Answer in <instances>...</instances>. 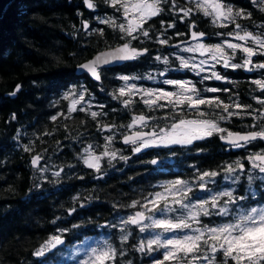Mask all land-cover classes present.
Segmentation results:
<instances>
[{"label": "trees", "instance_id": "trees-1", "mask_svg": "<svg viewBox=\"0 0 264 264\" xmlns=\"http://www.w3.org/2000/svg\"><path fill=\"white\" fill-rule=\"evenodd\" d=\"M96 10L83 8L81 0H14L7 8L0 24V264H43L55 261L52 253L42 257L33 253L57 229H69L64 234L66 244L87 235L99 233L98 226L105 222L115 225L118 220L131 212L129 207L134 200L143 202L150 197L159 182L174 178L194 181L202 171H217L212 185L219 186L222 168L235 157H244L264 149V141L256 140L243 148L222 145L217 135L198 140L191 145H171L169 147H151L139 153L133 152L132 144H122L120 136L128 131V124L134 115L143 113L154 117L144 128H160L173 120L172 109H149L139 96L135 103L125 107L124 98L114 99L113 93L121 87V74H135L145 83L149 79L146 72L163 66L153 58V50L162 45L153 42L157 33H163L165 39L177 40L184 37L189 26L195 22L202 28L208 17L195 11L190 0H176L177 7H189L194 11L190 17L181 21L179 13L172 9L171 0L162 5L164 11L152 18L148 24L150 38L140 36L132 41L135 46L146 47L149 52L134 61L127 62L125 71L112 68L102 69V79L91 80L87 74H76V65L91 56L96 50L114 45L121 39L122 33L100 20L112 17L118 23L119 12L96 0ZM234 9L242 8V0H224ZM94 14L100 19H96ZM89 21L87 31L82 29L81 19ZM243 18H237L241 21ZM161 21L164 26H161ZM175 23L174 28H167ZM103 29L104 34L92 32ZM89 32L92 34L89 35ZM218 34L228 32L225 29L209 30ZM181 33V35H177ZM171 58V57H169ZM159 78V77H158ZM19 82L20 91L10 97L5 94ZM72 87L87 89L85 97L92 104H79L76 111L69 114L70 99L65 94ZM232 99L251 105V110H260L251 100L254 97L246 90L240 77L231 81ZM247 98V100H245ZM102 106V107H101ZM264 106V105H263ZM85 109L81 111L80 109ZM235 111V109H232ZM91 111L104 113L93 119ZM186 116L195 114L184 109ZM209 114L215 113L207 108ZM13 115L15 118L13 119ZM56 116V120L52 117ZM264 124V119L254 121L252 116H234L221 121L228 130H249L253 124ZM116 125L109 130L102 125ZM113 136L110 150H118L117 158L108 162V157L100 161V171L87 167L83 162L84 149L92 146V151L102 153L106 137ZM25 146L31 151H25ZM39 154L42 159L38 166L32 165L33 156ZM120 155L128 159H120ZM154 158L158 164H151ZM244 165L246 162H243ZM39 169H46L41 172ZM62 169V171H61ZM60 172V176L53 175ZM237 196L247 195L243 205L264 201V185L256 179L251 185L255 196L248 191V182L242 177L234 185ZM78 197V199H74ZM137 205L136 208H138ZM232 207V206H231ZM76 211L69 214V210ZM59 218V219H57ZM228 216H201V223L213 225ZM55 221V223H53ZM73 225H80L73 228ZM106 231V228H104ZM106 240L118 251L116 264H151L153 252L138 251V245L144 240L143 234L132 225L126 243H121L116 227H111ZM124 255L120 256L119 251ZM155 257L160 256V251ZM218 257V256H217Z\"/></svg>", "mask_w": 264, "mask_h": 264}, {"label": "snow or ice", "instance_id": "snow-or-ice-1", "mask_svg": "<svg viewBox=\"0 0 264 264\" xmlns=\"http://www.w3.org/2000/svg\"><path fill=\"white\" fill-rule=\"evenodd\" d=\"M103 2L118 11L122 10L124 23H117L112 17H107L100 20V23L109 25L113 29H118L122 33L121 39H126V42L117 46L114 49L103 52L95 56L93 59L85 61L77 66V69L83 73L90 75L94 80L100 81L102 79V68L104 65L111 64L114 61L135 60L149 52L148 48H137L132 45V41L138 40L140 36L150 38L149 28L145 25L164 11L163 4L168 3V0H103ZM83 3L89 10H96L98 4L96 0H83ZM172 9L182 13L180 20L190 17L194 11L189 7H177L176 0H171ZM260 10L264 11V0L260 4ZM195 11L202 12L204 16L211 17L213 24L220 27H227L228 24H234L237 31L228 33L236 40L243 43H234L225 40L222 43L208 45L202 42V38L206 33L201 31H191L190 38L196 43L189 45L184 50L187 52L200 53L207 55V59L199 61V63H192L190 59L179 57L180 66L182 68H191L194 71L203 73L208 71L210 74L203 77L204 80L215 79L217 81L227 80L226 76H222L213 69L216 64H222L225 68L233 70L243 68L249 72L254 69H264V62L253 63V57L260 55L264 56V34H254L247 29L242 28L241 24L236 23L237 18L248 19L251 13H245L243 9H234L231 4H227L224 0H195ZM96 19H100L96 17ZM161 26L164 22L161 21ZM82 27L87 31L90 27L89 21L84 20ZM175 23H169L167 28H174ZM190 29H195L196 25L193 22ZM99 32L103 35V29H92V32ZM92 33L89 32V35ZM181 35V33H177ZM219 35V34H218ZM163 33L157 36V42L161 45L169 43L168 39H161ZM251 41L253 46H248ZM230 50V51H229ZM237 51L244 53L242 63L233 62ZM156 60L162 61L165 65L169 63L167 56H156ZM212 64L211 69H206V64ZM165 68L164 72H167ZM164 75V73H161ZM140 77L122 75L118 79L124 81V86L120 87L113 93L114 99L124 98L122 103L125 107L135 103L134 96H139L143 104L149 109L168 108L172 109L173 122L165 128H153L150 132L132 131L130 134L123 136L125 144L135 145L134 153H139L143 149L151 147H169L171 145L187 146L193 144L198 140H204L219 135V138L226 141L234 148H243L245 145L256 140L264 141V124H253L254 128L258 130L248 132H232L220 126V121L230 120L234 116L249 115L253 117L254 121L264 119V109L251 110V105L242 104L238 102V97L232 99L231 102L225 103L219 96H202L200 89L189 80H175L165 79L164 84L172 85L176 88L175 91H166L163 88H138L136 84L129 83V81L139 79ZM147 79H154L149 75ZM253 83L264 92V79L254 80ZM21 85L17 84L16 89L11 93L15 95L20 91ZM205 92L216 93L221 91L218 88H205ZM229 91V89H223ZM87 89L81 90L77 93L75 87H72L68 93L65 94V99H71L69 106V114L76 111V105L84 99ZM78 99H74L77 97ZM256 101L264 105V99L261 97H254ZM201 106H208L210 109H220V113L209 114L202 111ZM102 107V106H101ZM195 114V118H184V109ZM232 109H235L233 111ZM81 111L85 109L81 108ZM98 113L91 111L90 115L96 119ZM15 115H13V119ZM57 117L53 116L52 120ZM154 119L143 113L134 115L130 124L127 125L129 129L137 126L141 128L148 126V121ZM102 129L111 130L116 125H102ZM104 151L97 155L92 151V146L84 149L83 156L84 164L100 171V161L103 157H108V162L117 158L118 150H110V145L114 139L113 136H107ZM32 149L25 146V151ZM120 159H128L120 155ZM42 156L37 154L32 158V165L38 166ZM246 160L251 164L252 169L258 170L259 173L264 174V149L249 154ZM151 164H158L159 161L153 159ZM245 169L244 163L236 160L231 164H227L222 168L225 180H231L233 185L239 183L242 173ZM41 172L46 169H39ZM62 171V169H61ZM53 175L59 177L60 172H55ZM217 171H204L198 173L196 180L199 183L196 185L200 190L209 193L208 198L198 199L196 202H191L190 194L193 192V186L187 180L175 179L166 181L161 184V191L150 194V197H144L143 202L134 200L129 207L136 208L139 205L140 210L128 215L125 219L120 221V230L122 235L120 237L121 243H126L131 235L126 231L129 225L138 227L141 233L152 231L155 233L150 239L141 240L138 245V251L153 252L164 249L162 259L156 260L154 264H197L203 260L207 264H216V255L222 253V264H229V260L233 264H264V205L252 206L246 210L241 207L239 212L235 214L232 221L219 224L216 226H209L201 223V216H211L213 214L219 216H228L231 211V206L238 205L239 202L248 199L247 195L237 196L235 188H226L220 191H213L208 187L210 183H215L214 178L219 176ZM256 179L264 180V176L256 177L249 172L247 176L248 191L255 196L251 185ZM74 199H78L75 197ZM178 206L182 213L175 218H172L169 213L177 211ZM76 209H70L69 214L75 212ZM159 214V215H157ZM59 219V218H57ZM55 223V221H53ZM115 227V225H110ZM73 228H78L80 225H73ZM189 230L190 234L182 236L173 235L170 238H164L165 233H176L177 231ZM69 229H57V233L51 235L33 254L36 257H42L52 249L57 248L65 243L64 234ZM83 251L85 258L79 261L78 264H116L118 255L117 249L105 240L102 244L95 247H84L80 249ZM203 253V255H200ZM211 254V255H209ZM119 255L123 256V250L119 251Z\"/></svg>", "mask_w": 264, "mask_h": 264}, {"label": "flooded vegetation", "instance_id": "flooded-vegetation-1", "mask_svg": "<svg viewBox=\"0 0 264 264\" xmlns=\"http://www.w3.org/2000/svg\"><path fill=\"white\" fill-rule=\"evenodd\" d=\"M261 2H262V0H242V8L241 9H243L246 14L251 13V17L248 19L243 18V20H241L239 22L236 21V23L241 24L242 28L247 29L248 31H251L254 34H264V11L260 10ZM230 3H228V4H230ZM207 21L208 22H207V24H205L203 29L195 27V30H201L207 34V37L202 39V42L205 44H208V45H214V44L222 43L224 41L222 39V37L216 38L215 37L216 34L208 32L209 30L225 29V30L229 31V30H233L235 28L234 24H228L227 27H220V26H216L215 24L210 22L209 18ZM159 35L160 34L157 33V36H159ZM219 35H226V32L223 34H219ZM187 36H188V32L184 37H182L180 39L186 38ZM160 38L165 39V37H163V36H160ZM173 41L174 40H171V41H169V43L173 42ZM153 42L155 43V46L158 43L157 39H154ZM192 42H196V41L191 40V41H188L187 43H181V44H178V45L173 46V47H167V44H166V45H162L161 47L155 48V50H153V58L155 59V57L158 55L161 57L167 56L169 59V63L167 65H165L162 61H160L163 64L162 67H160L159 69L149 70V72H146L145 75H147V73H150V75L155 76V77L170 78V79H179V78L189 79L192 83H194L196 85V87L198 89H200V94L202 96H207V97L219 96L220 99L223 100L225 103L231 102L230 95L228 94V97H225V96L227 93L231 92V90H232V87H231L232 79H235L237 76H239L241 82H243V85L245 86V89L250 90L251 95L253 97H261L262 99H264V92H262L253 83L254 80L264 79V69H254L253 71L249 72L243 68L233 70L231 68L223 67L222 64H216L215 68L213 70L216 71L217 73H219L220 75L227 77V80L217 81L215 79H212V80H204L203 79L204 76L210 74L208 71H205L203 73L198 74L197 71H194L191 68H182L180 66L179 59L176 57L179 55L177 53V50H178V48H180V47H182L188 43H192ZM132 45H134V44H132ZM248 46L255 47V45L251 44V41L248 42ZM196 55H197V58H195V61H194L195 63H199V61L205 60L208 58L207 55H201L198 52L196 53ZM169 57H171V58H169ZM199 57H201V58H199ZM243 59H244V53L241 52L240 56H239V54H236L233 62L242 63ZM252 59H253V63L264 62V56L257 55V56H254ZM131 61H134V60H131ZM131 61H126V62H124L118 66L105 67V68H109V69L114 68L117 71H123L124 72L125 71V69H124L125 64L127 62H131ZM155 61H158V60H155ZM211 67H212L211 63L205 65L206 69H211ZM165 68H168L167 72H164ZM124 73H127V71H125ZM161 73H164V75H161ZM205 88H218V89H221V91L216 92V93L205 92L204 91ZM223 89H229V91L226 92V91H223ZM234 99H236V97ZM245 100H247V98H245ZM251 101L253 104L255 103L256 107L258 106L259 108L262 107V109H264V106L259 104L256 101V99L251 100ZM207 108H209V107L208 106H201L202 111H207ZM213 110L215 113H220V111H221L220 109H214V108H213ZM212 114H214V113H212ZM220 123H221V121H220Z\"/></svg>", "mask_w": 264, "mask_h": 264}, {"label": "rangeland", "instance_id": "rangeland-1", "mask_svg": "<svg viewBox=\"0 0 264 264\" xmlns=\"http://www.w3.org/2000/svg\"><path fill=\"white\" fill-rule=\"evenodd\" d=\"M191 2H192L193 5H195V0H192ZM118 12H119V18H120L118 20V24L119 23H124L125 20H124L123 14H122V10L121 11H118ZM94 17H98V16L94 14ZM208 18L210 19V22H212L211 21V17H208ZM216 26H218V25H216ZM235 31H237V29H235V28L233 30H229L228 32H226V35H221V36H223L222 39L224 41L225 40H229V41H232L234 43H243L241 41L236 40L233 36H229L228 35V33L235 32ZM194 43H196V42L188 43V44H186V45L178 48L177 53L179 55L176 56V57L178 59H179V57H184L185 59H190L192 63H195L194 62L195 61V58H197L196 53H194V52H187V51L184 50L186 47H188L189 45H192ZM237 54H239V56H240L241 52L240 51H237ZM199 58H201V57H199ZM145 74H144V76H145ZM122 75L138 77L135 74H121L120 76H122ZM149 75H150V73H147V75L145 77H148ZM153 77H154V79H149L145 83L139 81L140 78L139 79H136V80L129 81V83L136 84L138 88H145V89H147V88H154V89L163 88L166 91H175L176 90V88L174 86L167 85V84H164L163 83V80L170 79V78H162V77H159L158 78V77H155V76H153ZM175 80H189V79L179 78V79H175ZM121 84H122L121 87L124 86V81L121 80ZM76 90H77V93H79L81 90H83V87H76ZM74 99H78V95H77V97H74ZM86 103H87V105L92 104L90 102V99L84 96V99L82 101H80L77 105H79V104H86ZM70 104H71V99H70ZM184 118H195V116H186V114H185V117ZM172 122H173V120L172 121H169V123L167 125H163L160 128H165V127L169 126ZM220 126L222 127V124L221 123H220ZM139 128H141V127H139ZM217 137H219V135H217ZM132 147L134 148L135 145H133ZM96 154L99 155L98 153H96ZM249 154H251V153L245 154L244 157H235L233 159V161H231V162L228 163V164H231V163H233L236 160H240L241 162H246L244 171L242 173H239V172L237 173V174H239L241 176V178L242 177L245 178V182H248L247 181V176H248L249 172H251V174L253 176H256V177H262V176H264V174L259 173L258 170L252 169L251 164L246 160V157ZM204 171H202V172H204ZM196 176H195V180L194 181H192V182L189 181L190 184H192V186H193V192H192V194H190V199H191V202H193V203L196 202L198 199H206V198H208V195H209V193L207 191L200 190L198 187H196V185L199 183V181L196 180ZM175 179H178V178L169 179V180H166V181H171V180H175ZM179 179H181V178H179ZM182 180H185V179H182ZM214 180L216 181L215 178H214ZM259 180L264 185V180H261V179H259ZM166 181L159 182L158 183L159 187L155 191H153L152 193L161 191L162 189H161L160 186H161V184H163ZM218 183H219V186L217 188L212 185L213 183H210L208 185V187L210 189H212L213 191H220V190H223V189H226V188H233L234 187V185L232 184L231 180H225L224 179V174L220 176ZM244 201H242V202H244ZM259 205H264V201L263 202L253 203L251 205H244V204L242 205L241 202H239L238 205H233L231 207L230 218H228V219L227 218L226 219L225 218H221V221H219L216 224L209 225V226H216V225H219V224H223V223H227V222L232 221L234 219V217H235V214L239 212V210H240L241 207H243L246 210L249 207L259 206ZM173 207H176L177 208V211L174 212V213H169V215L172 218H175L176 216L180 215L183 210H181L178 206H175V205H173ZM138 208L140 209V207H138ZM133 210L131 212L127 213L125 216L121 217L118 220L117 224H115L116 232L120 235V237L122 235V232H121L120 226H119L120 225V221L122 219H125L128 215H131L133 213ZM157 215H159V214H157ZM111 224H109L108 226H107V224L100 225V226L97 227L98 230H99V233L92 234V235H87V236H84V237H82L80 239H75V240L71 241L69 244H65L62 247H60L59 249H56L52 253V256H56L55 261H48V262H44L43 264H78L79 261H82L85 258L83 251H81L80 249H82L84 247H90V246L91 247H95V246H97L99 244H102L106 240V237L108 235V233L106 231H110V229H111V226H110ZM205 225H208V224H205ZM104 228H106V231L104 230ZM136 228L138 229V227H136ZM126 231H128V227H127ZM141 234H143L144 240L146 241L147 239H150L152 237V235H154L155 233H153L150 230V231L143 232ZM185 234H190L189 233V230L177 231L176 233H165L164 234V238H170L173 235L182 236V235H185ZM51 235H54V234H51ZM45 241H43L41 243V245ZM159 251H160V256L159 257H155L158 254V253H156V251L153 253L154 257H152L151 264H154V262L156 260L162 259V253H163L164 249H160ZM200 255H203V253H200ZM209 255H211V254H209ZM223 259L224 258H223L222 253H218L216 255V264H222ZM124 264H130V263L127 262V263H124ZM197 264H207V262L201 260V261L197 262ZM229 264H233V262L231 260H229Z\"/></svg>", "mask_w": 264, "mask_h": 264}, {"label": "water", "instance_id": "water-1", "mask_svg": "<svg viewBox=\"0 0 264 264\" xmlns=\"http://www.w3.org/2000/svg\"><path fill=\"white\" fill-rule=\"evenodd\" d=\"M13 1H14V0H0V24H1L2 18H3V16H4V13L6 12L7 8L10 6V4H11ZM81 2H82V5H83V8L86 9V10H89V9L85 6V4L83 3V0H81ZM84 20H87V19H85V18H82V19H81V26H82V22H83ZM87 21H88V20H87ZM82 29H83V27H82ZM83 30H84V29H83ZM192 30H195V29H190V27H189V29H188V36H187L186 38L174 40L173 42L168 43V44H167V47H173V46H176V45H178V44H181V43H187L188 41H191L192 39L190 38V36H191V31H192ZM195 31H201V30H195ZM201 32H203V31H201ZM206 37H207V34H206L205 37H203L202 39H204V38H206ZM124 42H126V40H123V41L118 42V43H116V44H114V45H111V46L104 47V48H101V49H99V50H96L91 56H89L88 58H85V59L81 60V61L76 65L75 73H76V74H81V73H83V72H81V71H79V70L77 69V66H78L79 64L84 63L85 61H88V60L93 59L95 56H97V55L100 54V53H103V52L109 51V50H111V49H114V48H116L117 46L121 45V44L124 43ZM133 46H134V45H133ZM134 47H137V46H134ZM137 48H141V47H137ZM143 48H145V47H143ZM126 61H131V60H126ZM126 61H114V62H112L111 64L104 65L103 68H105V67H114V66H118V65H120V64H122V63H124V62H126ZM87 75H88V74H87ZM88 77H89L91 80L96 81V80H94L90 75H88ZM96 82H98V81H96ZM17 84H19V82H17V83L13 86L12 90H10V91H8V92H5V94L8 95V96H10V97L15 96V95H11V93L16 89V85H17ZM19 85H20V84H19ZM137 127H139V126H137ZM152 130H153V127L143 128V129L137 128V129H134V130L128 131V132H126V133H124V134H122V135L120 136V141H121L122 144H125L124 141H123V136H124V135H127V134H130L132 131H144V132H150V131H152ZM248 131H254V129L242 130V131H240V130H233L232 132H241V133H244V132H248ZM218 140H219V142H220L222 145H229L226 141H223V140H221L220 138H219ZM154 159H156V158H154ZM242 163H243V162H242ZM137 210H140V209H139V208H135V209L133 210V213H134L135 211H137ZM102 225H105V222H102ZM64 240H65V243H64L63 245L66 244V237H65V236H64ZM63 245H60V246H58V247H62ZM55 249H56V248H55ZM53 250H54V249H52L51 251H53Z\"/></svg>", "mask_w": 264, "mask_h": 264}]
</instances>
